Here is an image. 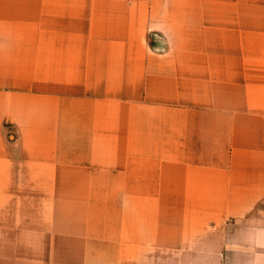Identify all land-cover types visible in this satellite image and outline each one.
<instances>
[{
    "label": "crops",
    "instance_id": "crops-1",
    "mask_svg": "<svg viewBox=\"0 0 264 264\" xmlns=\"http://www.w3.org/2000/svg\"><path fill=\"white\" fill-rule=\"evenodd\" d=\"M0 264H264V0H0Z\"/></svg>",
    "mask_w": 264,
    "mask_h": 264
}]
</instances>
